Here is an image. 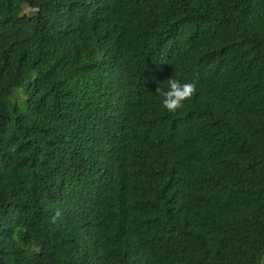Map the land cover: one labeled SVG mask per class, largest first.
<instances>
[{
    "label": "trees",
    "instance_id": "obj_1",
    "mask_svg": "<svg viewBox=\"0 0 264 264\" xmlns=\"http://www.w3.org/2000/svg\"><path fill=\"white\" fill-rule=\"evenodd\" d=\"M261 263L264 0H0V264Z\"/></svg>",
    "mask_w": 264,
    "mask_h": 264
},
{
    "label": "clouds",
    "instance_id": "obj_2",
    "mask_svg": "<svg viewBox=\"0 0 264 264\" xmlns=\"http://www.w3.org/2000/svg\"><path fill=\"white\" fill-rule=\"evenodd\" d=\"M194 87V84L190 81L168 78L166 83L160 82L158 84L155 92L161 98L162 107L172 112L180 108L183 102L191 96Z\"/></svg>",
    "mask_w": 264,
    "mask_h": 264
},
{
    "label": "rangeland",
    "instance_id": "obj_3",
    "mask_svg": "<svg viewBox=\"0 0 264 264\" xmlns=\"http://www.w3.org/2000/svg\"><path fill=\"white\" fill-rule=\"evenodd\" d=\"M23 10H24L25 12H28V9H27L26 7H24Z\"/></svg>",
    "mask_w": 264,
    "mask_h": 264
},
{
    "label": "water",
    "instance_id": "obj_4",
    "mask_svg": "<svg viewBox=\"0 0 264 264\" xmlns=\"http://www.w3.org/2000/svg\"><path fill=\"white\" fill-rule=\"evenodd\" d=\"M261 264H263V263H261Z\"/></svg>",
    "mask_w": 264,
    "mask_h": 264
}]
</instances>
